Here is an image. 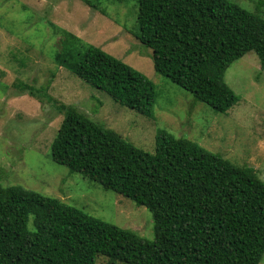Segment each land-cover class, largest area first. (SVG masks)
<instances>
[{
  "label": "trees",
  "instance_id": "1",
  "mask_svg": "<svg viewBox=\"0 0 264 264\" xmlns=\"http://www.w3.org/2000/svg\"><path fill=\"white\" fill-rule=\"evenodd\" d=\"M93 9V3L86 1ZM137 39L155 71L196 101L226 114L240 101L225 73L255 52L264 69V16L228 0H137ZM64 67L116 104L153 119L152 82L102 49L63 33ZM59 62V60H57ZM19 95L47 100L64 116L51 160L104 189L134 198L152 214L154 240L101 221L0 176V264H261L264 181L196 142L166 131L147 152L47 88L23 81Z\"/></svg>",
  "mask_w": 264,
  "mask_h": 264
},
{
  "label": "rangeland",
  "instance_id": "2",
  "mask_svg": "<svg viewBox=\"0 0 264 264\" xmlns=\"http://www.w3.org/2000/svg\"><path fill=\"white\" fill-rule=\"evenodd\" d=\"M228 1L264 16V0ZM137 12V0H0V176L3 186H22L58 199L152 241L154 222L147 208L51 160L50 147L64 116L47 100L20 96L15 89L20 81L47 88L59 104L76 107L147 152L156 151L163 130L236 166L253 168L264 181V69L257 54H246L226 71L225 81L240 101L226 114L215 112L155 71L152 50L137 39ZM62 31L152 82L154 118L116 104L73 76L63 66L67 54ZM97 264L109 261L99 259Z\"/></svg>",
  "mask_w": 264,
  "mask_h": 264
}]
</instances>
